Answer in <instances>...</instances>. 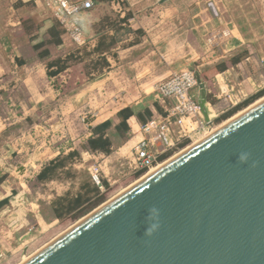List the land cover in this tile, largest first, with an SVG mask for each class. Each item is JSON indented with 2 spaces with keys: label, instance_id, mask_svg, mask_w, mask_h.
Segmentation results:
<instances>
[{
  "label": "rangeland",
  "instance_id": "1",
  "mask_svg": "<svg viewBox=\"0 0 264 264\" xmlns=\"http://www.w3.org/2000/svg\"><path fill=\"white\" fill-rule=\"evenodd\" d=\"M229 1L228 12L220 13V19L224 26L228 21L232 22L229 27L239 26L244 34L243 44L233 36L211 35L219 42L217 53L211 54V48L203 61L181 66L196 71L206 85L207 100L213 106L207 107L212 117L217 116L215 128L253 103L227 120L221 119L224 114L264 89V0ZM107 8L108 18L100 23L99 31H118L122 43L111 52L118 56L136 45L140 35L132 31L133 23H120L125 19L121 17L122 11L110 4ZM20 18L15 16V22ZM41 20V31L35 29L30 19L22 25L23 33L29 37L21 35V26H10L14 30L10 32L12 42L7 49L0 46V198L7 194L10 197L8 205L0 210V255H3L0 264H20L144 176L134 174L133 147L137 142L135 137L141 138L140 123L135 119L128 120L127 141L114 128L106 132L105 138L111 141L107 155L89 150L88 141L96 138L92 136V127L108 120L118 124L117 114L121 110L130 107L137 111L159 101L155 86L170 74L165 78L158 76L166 74L176 63L167 64L150 47V71H146L144 64L142 76L130 77L123 73L124 69L119 72L118 63L113 62L112 68L105 66L90 44L78 48L63 34L61 46L47 44L55 42L58 36L48 32V24L53 21L50 17ZM226 40L231 42L233 50L223 53ZM40 43L44 45L35 50ZM139 52L136 50L135 55L139 56ZM218 54L227 57L217 60ZM60 59L66 61L62 64L65 70L55 77L48 76L49 71H56V68L48 70V65ZM221 66L227 68L225 72L219 70ZM140 82L142 86L137 88ZM225 84L234 89L233 96L240 93L241 102L236 107L221 94L220 88ZM137 102L140 104L136 105ZM202 138L201 135L189 140L185 148ZM73 151L80 156L67 161L66 168L58 171L56 178L47 182L38 180L46 165ZM93 167L101 170L107 184L104 193L100 192L78 212L56 219L52 203L59 197L75 196L90 182L89 170Z\"/></svg>",
  "mask_w": 264,
  "mask_h": 264
},
{
  "label": "water",
  "instance_id": "2",
  "mask_svg": "<svg viewBox=\"0 0 264 264\" xmlns=\"http://www.w3.org/2000/svg\"><path fill=\"white\" fill-rule=\"evenodd\" d=\"M21 264H264V99Z\"/></svg>",
  "mask_w": 264,
  "mask_h": 264
},
{
  "label": "crops",
  "instance_id": "3",
  "mask_svg": "<svg viewBox=\"0 0 264 264\" xmlns=\"http://www.w3.org/2000/svg\"><path fill=\"white\" fill-rule=\"evenodd\" d=\"M162 1L164 0H124V10L121 17L125 19H122L120 23H133L131 25L132 31L134 30V34L140 36L136 45L124 49V52L119 53L118 56L111 54L115 47L122 43L120 42L121 36L119 37L118 31L114 29L107 30L104 33L99 31L100 23L108 18L106 17L109 14L107 12L108 3H97L92 10L78 15L72 20L82 29L88 45L90 44L99 53V56L107 60L108 68L113 67V62L118 63L120 65L118 67L119 72L124 69L123 73H128L130 77L136 75V78L142 76V72H145L142 70L144 64H147L146 71H150V47L167 64H170L168 63L169 61L176 62L166 74L158 76L165 78L168 74L176 73L173 70H184L185 67L190 66V62L203 61L208 56L207 52H210L211 48V54H216L215 48L220 46L219 42L215 39L212 43H209L208 40L218 30L221 33L226 31L229 37L233 36L236 42L240 45L243 44L244 34L239 26L233 25V27H229V24L232 23L231 21H228L224 26L220 19V13L228 12L230 7L229 0H167L164 3ZM210 5L214 7V12L217 13V16L213 13ZM15 16H21L18 22H15ZM44 16L53 20L50 25L48 24V30L54 26V23L60 24L54 17L53 12L48 9L46 0H0V34H3V36L0 35V46L7 49L12 42L10 32L14 30L11 27L21 26L20 32L23 33L22 25L27 24V19L34 23L37 31H41L43 28L41 19ZM36 20H39L40 23ZM60 28L63 29L62 26ZM22 33L21 35L28 36L25 32ZM63 37L69 39L64 29ZM225 42L223 43L225 48L222 49L223 53L233 50L231 42L229 40ZM47 44L53 43L49 41ZM61 45L62 42L56 46ZM136 50L140 51L137 54L139 56L135 55ZM209 56L212 57L213 55ZM216 57L218 60L227 56L218 54ZM125 58H129V60L125 62ZM179 63L182 65H178ZM128 64L130 65L128 66ZM181 66L184 68L182 69ZM139 85L137 88L142 86L141 82ZM194 94L198 99L199 91H195ZM138 104L140 102L136 103V105ZM154 104L148 106L153 115L162 114L165 104L157 100H155ZM156 106L159 107L156 109ZM132 118L137 121L135 117ZM6 199L10 202L8 194L1 197L0 202ZM7 205L2 206L0 210Z\"/></svg>",
  "mask_w": 264,
  "mask_h": 264
},
{
  "label": "built area",
  "instance_id": "4",
  "mask_svg": "<svg viewBox=\"0 0 264 264\" xmlns=\"http://www.w3.org/2000/svg\"><path fill=\"white\" fill-rule=\"evenodd\" d=\"M102 2L110 4L120 12L124 10V0H46V5L60 22L71 42L78 48H83L88 45V42L82 29L73 22L72 18L92 10L97 3ZM210 8L217 16L214 7L210 5ZM212 35L221 38L229 37L226 31ZM215 36L208 42L212 43ZM199 86V74L192 69L173 73L155 86V97L165 104V109L162 114H155L150 121L140 125L141 138L135 137L137 142L133 147L135 175L139 171H144L145 175L164 163L170 155L185 148L189 140L192 141L201 135L204 137L215 127L214 122L217 116L212 117L207 107H213L212 104L207 100L205 106L208 119H206L194 94L195 91H199ZM220 90L221 94L231 101L232 107H236L241 102L240 93L233 96L234 89H230L229 85L221 86ZM234 99L235 103H233ZM89 172L91 182L104 193L106 186L101 170L93 167Z\"/></svg>",
  "mask_w": 264,
  "mask_h": 264
},
{
  "label": "trees",
  "instance_id": "5",
  "mask_svg": "<svg viewBox=\"0 0 264 264\" xmlns=\"http://www.w3.org/2000/svg\"><path fill=\"white\" fill-rule=\"evenodd\" d=\"M61 25L59 23H55V25L49 30V34L51 36H58V39L53 42L55 45L61 44V36L63 34V29L60 28ZM60 29L62 31H60ZM44 44L36 45L34 48L35 50H39ZM97 50V49H96ZM45 54H48V51H45ZM45 55V56H46ZM104 65L109 66L107 60L103 58ZM66 62V61H65ZM64 61L56 60L48 65V70H51L53 68H56V71H49L48 76L55 77L59 75L61 72H63L66 68V66L62 65L65 63ZM221 72H224L226 70L225 66H221L219 69ZM264 96V89H262L259 93L251 97L249 100H247L242 105H239L232 111L227 112L222 116L221 119L227 120L228 118L232 117L235 112L238 110H241L243 107H246L252 103H254L256 100L262 98ZM209 101V100H208ZM159 106H156V109ZM236 114V113H235ZM153 112L149 107H144L142 109H139L135 111L134 108H125L121 110L117 114V118L120 120L118 124L113 123V121L108 120L92 129V136H96V138H92L88 141V147L89 150L94 152H102L104 154H109L111 151V141L108 138H105V134L108 130L114 128L116 132L120 135V137L124 140H128L127 132L130 130V127L128 125V120L132 117H135L137 121L143 125L150 121L153 117ZM185 145V144H184ZM80 154L77 151H73L69 153L65 157H58L57 159L51 161L48 165H46L42 171L38 174L37 178L40 182H47L52 181L54 178H56L58 171L66 168L67 161L72 160L74 158L79 157ZM169 160V159H168ZM136 175L142 176L144 175V171H139ZM105 183V181H104ZM107 186V184L105 183ZM100 194L99 189L91 182L85 183L81 190L73 197L70 195L63 196L57 198L53 203L54 208V215L56 219H63L67 215L74 214L81 210L85 205L92 202V200ZM9 201L6 199L4 201L0 202V208L7 204Z\"/></svg>",
  "mask_w": 264,
  "mask_h": 264
},
{
  "label": "bare ground",
  "instance_id": "6",
  "mask_svg": "<svg viewBox=\"0 0 264 264\" xmlns=\"http://www.w3.org/2000/svg\"><path fill=\"white\" fill-rule=\"evenodd\" d=\"M263 99H264V97L261 98V99H259L258 101H256V102L253 103L252 105H250V106H249L248 108H246L245 110L240 111L238 114H236V115L233 116L232 118H230V119H228L227 121L223 122V123H222L221 125H219L218 127H216V128L214 127V128H213L211 131H209L208 134L205 135L202 139H204V138L207 137L209 134H211L212 132H214L215 130H217L218 128H220L221 126H223L224 124H226L227 122H229L230 120H232L233 118L239 116L241 113H243V112L246 111L247 109L251 108L252 106H254L255 104H257L258 102H260V101L263 100ZM202 139H201V140H202ZM199 141H200V140H199ZM197 142H198V141H197ZM197 142H195V143H197ZM195 143H194V144H195ZM192 145H193V144H192ZM192 145H190V146H192ZM190 146L186 147L184 150H186V149L189 148ZM184 150H181V152H183ZM181 152L175 154L173 157L177 156V155L180 154ZM173 157H171V159H172ZM169 160H170V159H169ZM169 160H166L164 163H166V162L169 161ZM164 163L160 164L159 166L155 167L154 169H152L151 171H149L148 173H146V174H145L144 176H142L139 180H141L142 178H144L145 176H147L148 174H150L151 172H153L154 170H156L157 168H159V167H160L161 165H163ZM139 180H138V181H139ZM138 181H136V182H138ZM136 182H134V184H135ZM132 185H133V184H132ZM132 185H131V186H132ZM131 186H129V187H131ZM129 187H128V188H129ZM128 188H127V189H128ZM125 190H126V188H125ZM125 190H124V191H125ZM122 192H123V190H122ZM122 192H121V193H122ZM121 193H120V194H121ZM118 195H119V194H118ZM118 195H117V196H118ZM115 197H116V196H115ZM115 197H114V198H115ZM112 199H113V198H112ZM112 199H110V200H112ZM110 200H109V201H110ZM109 201H107V202H109ZM103 205H104V204H103ZM103 205H102V206H103ZM102 206H101V207H102ZM85 218H86V217H85ZM81 220H83V219H81ZM81 220H80V221H81ZM80 221H79V222H80ZM56 238H57V237H56ZM56 238H55V239H56ZM53 240H54V239H53ZM49 243H50V242H49ZM45 246H46V245H45ZM41 249H42V248H41ZM38 251H39V250H38ZM38 251H37V252H38ZM28 258H30V257L25 258L21 263H23V262H24L25 260H27ZM21 263H20V264H21Z\"/></svg>",
  "mask_w": 264,
  "mask_h": 264
},
{
  "label": "flooded vegetation",
  "instance_id": "7",
  "mask_svg": "<svg viewBox=\"0 0 264 264\" xmlns=\"http://www.w3.org/2000/svg\"><path fill=\"white\" fill-rule=\"evenodd\" d=\"M8 200V199H7ZM9 201V200H8Z\"/></svg>",
  "mask_w": 264,
  "mask_h": 264
}]
</instances>
